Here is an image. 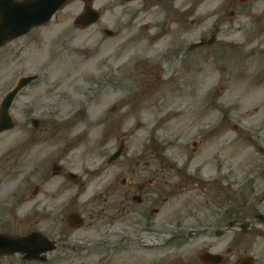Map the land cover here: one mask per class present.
I'll return each mask as SVG.
<instances>
[{"label":"rangeland","instance_id":"374dc122","mask_svg":"<svg viewBox=\"0 0 264 264\" xmlns=\"http://www.w3.org/2000/svg\"><path fill=\"white\" fill-rule=\"evenodd\" d=\"M120 1L95 0L94 6L103 10L99 25L76 30L72 23L84 2L71 0L46 26L0 47V102L20 76L40 74L12 107L14 128L0 132V200H20L21 211L28 204L54 210L50 219L33 215L26 223L6 210L1 221L9 215L5 227L10 225L16 236L42 228L66 242V247L50 253L49 262H24L15 255L0 264H137L127 263L140 254L133 242L120 249L121 243L114 241L118 236L108 238L103 231L108 225L119 228L120 219L124 221L118 205L130 158L194 157L195 162L204 158V178L230 173L240 189L232 196L242 208L264 206V174L254 170L264 161H251L264 157L259 148L264 147V16L256 15L264 11V0L241 5L237 0H175L184 9L191 6L192 15L185 24L186 19L172 22L167 35L163 24L171 12L169 0L148 5ZM126 11L161 23L162 35L155 46L147 47L140 37L149 33L139 30L140 20L123 25ZM102 25L118 30L117 37H103ZM216 28L220 32L214 43L186 49L191 41L210 39ZM138 31L142 33L137 36ZM143 57L148 61L140 63ZM55 98L60 99L58 108ZM46 108L56 111L44 116ZM32 116L44 121L36 129ZM203 129L204 143L193 147ZM122 140L126 142L122 157L107 164ZM88 166L99 170L89 173ZM65 168L83 175L67 178ZM215 185L204 187L208 206L204 221L213 215L211 206L219 203L211 190L219 186ZM220 194L229 203L231 193L223 189ZM71 210L84 217L82 226L69 224ZM183 225L196 226L192 221ZM234 230L191 237L178 225L158 256L168 252L182 258L190 253L183 251L186 246L193 255L211 245L225 252L235 238L239 241L232 254L235 260L264 251V238L255 239L254 230L241 235ZM89 239L93 244L80 246ZM108 240L115 244L108 246L110 254L104 249Z\"/></svg>","mask_w":264,"mask_h":264},{"label":"flooded vegetation","instance_id":"af4514ba","mask_svg":"<svg viewBox=\"0 0 264 264\" xmlns=\"http://www.w3.org/2000/svg\"><path fill=\"white\" fill-rule=\"evenodd\" d=\"M137 1L142 2L143 5H148L154 2H164L165 0H126L124 2L129 4ZM176 1L169 0L171 12L165 17L163 24V28L165 29L164 35L172 31L170 29L172 22L186 19L183 23L185 24L189 16L192 15L191 6L185 7L184 9L182 5H177ZM158 12L160 13V10ZM258 14L259 17H263L264 11L256 12V15ZM124 15L128 23L140 20L139 24L141 28L139 30L149 32L147 36L141 34V31L136 33L137 36L141 34L140 37L142 39L145 38L147 47L157 44V39L162 35L160 28L152 29V31L148 30L150 27H160L161 24L159 22H155V19L145 21V19L139 17V14L133 13L132 11H126ZM178 38L181 41V37ZM181 42L183 43V41ZM179 52L181 54L182 51ZM196 160L194 157L130 158L131 163L123 170L122 189L120 193L121 201L119 203L120 205H118L120 207V215H124V221L122 218L120 219L121 232L120 234L116 232L108 234V238L118 236L114 241H116V244L121 243L117 246L120 249H123L125 243L128 241L133 242L139 248L140 254L136 257L134 256L127 263L194 264L197 259L192 253L191 246L183 248V251L190 250V253H184L183 257L179 259L173 258L168 252L162 254L161 257L158 256L160 255L161 246L167 247L171 242V237L176 235L178 225L185 226L183 223L192 221L195 222L197 227L202 228L204 226H223L225 223V211L227 213L232 212L229 215V221L235 220L236 223L241 222L242 217L239 212V206L233 205L232 208L226 209L219 189H211L212 194L218 197L217 201L219 202L216 206H211L213 215L210 218H214L216 222L204 221V210L208 207L204 204V158H201L200 160L202 161L199 162H195ZM112 190H114L113 186ZM253 211L252 213H254ZM208 217L209 215H207ZM113 222H116L115 216ZM261 223L264 224L261 218H259L250 224L249 230H254L255 239L264 238V232L260 230ZM1 232L15 235V233L11 232L10 225L0 229ZM25 233L28 232L26 231ZM167 234H169V237H167ZM114 241L111 242L108 240L105 244V249H108V246L115 245ZM61 243L63 247H66V242L62 241ZM238 244V238H235V241L232 239L227 252H225L224 264L230 262L240 263V257L238 260H235L234 255L232 256ZM182 246H185V244H182L180 247ZM213 246H209L212 253L223 252L215 249ZM106 252L110 254L109 249ZM255 256L258 262H264V251L262 249L258 250V256L256 254ZM10 257L13 256H0V260Z\"/></svg>","mask_w":264,"mask_h":264},{"label":"water","instance_id":"95a60500","mask_svg":"<svg viewBox=\"0 0 264 264\" xmlns=\"http://www.w3.org/2000/svg\"><path fill=\"white\" fill-rule=\"evenodd\" d=\"M68 0H0V45L22 33H26L35 25L49 21L52 14L62 7ZM88 22L95 21L98 13L88 12ZM30 78H23L18 88L8 94L1 110L0 129L12 125L9 108L17 91L28 83ZM9 238V237H8ZM10 243L11 241L8 240ZM12 244V243H11ZM12 251L16 246H11ZM10 251V250H9Z\"/></svg>","mask_w":264,"mask_h":264}]
</instances>
